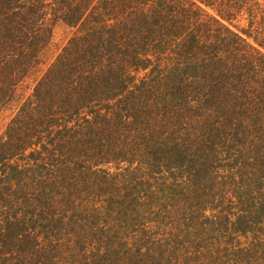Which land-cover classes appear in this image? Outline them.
<instances>
[{
	"label": "trees",
	"instance_id": "1",
	"mask_svg": "<svg viewBox=\"0 0 264 264\" xmlns=\"http://www.w3.org/2000/svg\"><path fill=\"white\" fill-rule=\"evenodd\" d=\"M55 21L0 135V264H264V0H0V107Z\"/></svg>",
	"mask_w": 264,
	"mask_h": 264
},
{
	"label": "rangeland",
	"instance_id": "2",
	"mask_svg": "<svg viewBox=\"0 0 264 264\" xmlns=\"http://www.w3.org/2000/svg\"><path fill=\"white\" fill-rule=\"evenodd\" d=\"M240 25H243L244 22L242 19L238 20ZM76 33V29L70 28L63 24L60 21H55L52 24V30H51V36L49 41L47 42L46 46L43 47V49L39 52L37 61L35 64L29 68L28 72L24 76V78L21 80V82L18 84L16 89L13 92L12 98L7 101L3 106L0 107V135L4 131L7 123L10 121V119L13 117V115L16 113L18 107L31 95L32 90L42 76L47 72L48 68L51 66V64L54 62L56 57L60 54L62 49L65 47V45L68 43V41L74 36ZM137 79H140L143 76V72L141 71H134ZM109 169L110 173L114 170V167H111ZM2 196H0V219L3 215V209H5V203L1 202ZM28 202V200H24ZM14 205H19V210H15V212L21 211L19 214L22 221H24L25 224H20L23 227V232H32L34 229H39L41 227V224L37 222V220L30 221L32 219V216L29 214L30 210L27 209L24 202L20 199H14L13 203ZM21 204V205H20ZM85 205V204H84ZM5 212V210H4ZM51 214V213H50ZM55 217H59L61 219V222L57 228H54V234H49V236H55L54 239L48 240V242L51 243L52 246L62 244L65 251L62 252V254H57L60 258L66 260H72L75 261L77 259V252L73 251L71 245L72 237L68 236V233L71 230H68L66 232V223L67 218H62L63 216L60 213H53ZM70 215V214H69ZM67 215V217H69ZM23 217V218H22ZM45 223V221H43ZM148 227V224L146 228ZM0 230H2L0 228ZM19 234H22V231H19ZM82 238V233H79ZM78 243V239L76 240ZM83 246V245H82ZM74 254V257H71V255ZM3 256V254H1ZM4 257V256H3ZM55 259L52 258V261L50 264H54Z\"/></svg>",
	"mask_w": 264,
	"mask_h": 264
}]
</instances>
